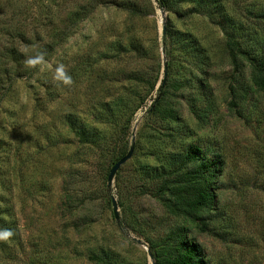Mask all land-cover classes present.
Segmentation results:
<instances>
[{
	"label": "rangeland",
	"instance_id": "rangeland-1",
	"mask_svg": "<svg viewBox=\"0 0 264 264\" xmlns=\"http://www.w3.org/2000/svg\"><path fill=\"white\" fill-rule=\"evenodd\" d=\"M263 53L264 0H0V264H154L179 229L264 264ZM190 145L220 166L184 218L156 188Z\"/></svg>",
	"mask_w": 264,
	"mask_h": 264
},
{
	"label": "trees",
	"instance_id": "trees-1",
	"mask_svg": "<svg viewBox=\"0 0 264 264\" xmlns=\"http://www.w3.org/2000/svg\"><path fill=\"white\" fill-rule=\"evenodd\" d=\"M226 46L233 61L239 54L245 53L230 36L226 40ZM246 59L249 61L253 83L264 91V53L252 57L247 55ZM157 93V99L151 109L161 111L160 108L165 103L163 101L167 99V92L164 87L160 86ZM171 110L167 107L166 114H172ZM168 118H173V115ZM77 132H80V137L84 138L83 129L79 128ZM188 165L193 166L192 169L181 171ZM218 166H220V161L206 156L198 147L190 145L181 155L174 172L169 170L166 173L161 172L162 177L156 192L163 198V202L172 214L193 218L202 208L211 205L212 194L209 184L216 176ZM164 240L165 243L160 250L150 246L154 264H205L198 245L188 239L182 229L171 233Z\"/></svg>",
	"mask_w": 264,
	"mask_h": 264
},
{
	"label": "water",
	"instance_id": "water-1",
	"mask_svg": "<svg viewBox=\"0 0 264 264\" xmlns=\"http://www.w3.org/2000/svg\"><path fill=\"white\" fill-rule=\"evenodd\" d=\"M128 157H129L128 155L125 156V157H123L122 159H120L119 161H117V162L112 166V168L110 169V172H109L110 176H111V175L117 170V168H118L122 163H124V162L127 160Z\"/></svg>",
	"mask_w": 264,
	"mask_h": 264
},
{
	"label": "clouds",
	"instance_id": "clouds-1",
	"mask_svg": "<svg viewBox=\"0 0 264 264\" xmlns=\"http://www.w3.org/2000/svg\"><path fill=\"white\" fill-rule=\"evenodd\" d=\"M9 235H11V233L5 231V232H3V233H0V238H4V239H6Z\"/></svg>",
	"mask_w": 264,
	"mask_h": 264
}]
</instances>
